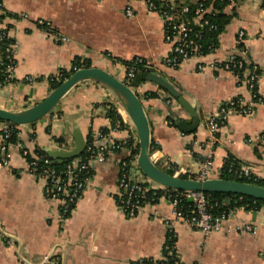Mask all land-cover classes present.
<instances>
[{
  "label": "crops",
  "instance_id": "1",
  "mask_svg": "<svg viewBox=\"0 0 264 264\" xmlns=\"http://www.w3.org/2000/svg\"><path fill=\"white\" fill-rule=\"evenodd\" d=\"M0 2L5 12L20 17L6 18L1 24L10 26L8 36L16 45V83L0 86V109L19 111L34 106L50 92L46 79L60 70L70 71L78 59L133 89L148 123V158L159 170L173 176L178 170L186 173L178 177L195 176L211 155V179L221 178L227 160L264 179V137L259 138L264 134V0H237L236 15L218 35L217 48L177 68L163 62L172 47L165 42L162 19L138 0ZM126 7L133 9L134 16L124 14ZM231 8L225 11L229 13ZM38 20L65 41H56L48 30H41ZM239 31L244 32L241 43L236 41ZM238 53L259 70L255 92L247 87L246 74L240 77L216 66ZM134 58L144 60L150 73L182 93L199 117L196 128L183 132L177 127L179 122L192 126L193 119L156 84L147 80L134 86L127 84L122 63ZM27 76L43 80L27 84L23 82ZM150 93L155 97L148 98L146 94ZM230 100L250 106L253 113L247 116L230 111L212 136L207 121ZM109 108L118 115L123 128H119V121L113 125L107 118ZM168 116L177 121L176 126ZM103 131L105 138L98 141L99 145L129 139L138 144L133 122L116 93L101 82L83 79L50 113L23 127L17 146L8 145L9 164L0 170V264L158 262L164 259V250H169L165 246L169 230L174 238V256L180 264H264V206L231 211L229 223L247 225L248 231L208 235L172 219L166 199L143 205L134 217L124 215L116 205L123 162L132 164V178L158 185L132 172L137 168L138 154L131 156L127 148L110 154L104 162H90L91 175L82 195L70 215L61 219L58 204L43 197L40 183L27 172L20 148L29 152L36 148L70 150L77 134L86 143L89 136Z\"/></svg>",
  "mask_w": 264,
  "mask_h": 264
},
{
  "label": "built area",
  "instance_id": "2",
  "mask_svg": "<svg viewBox=\"0 0 264 264\" xmlns=\"http://www.w3.org/2000/svg\"><path fill=\"white\" fill-rule=\"evenodd\" d=\"M143 2L148 12H155L159 15L164 23V39L165 42L171 45L170 56L164 59L165 66L170 68L179 67L184 61L191 58H200L201 45L198 43L200 35L194 31L196 26H209L211 29L215 28L209 25L208 17L210 9H205L203 3H198L193 11L192 19H184V14L189 12L187 6L178 8L172 0H161V6L157 9L156 3L153 0H138ZM227 7L234 5V0H228ZM124 14L127 17L134 16V11L131 7H126ZM20 18V17H19ZM37 25L41 26V30L46 31L44 26L49 25L42 20L37 21ZM56 41L64 42L65 38L59 36L58 33L47 31ZM244 38V32L239 31L236 41L241 43ZM10 57L14 59L16 51L15 43L10 45L6 50ZM141 62L139 58H136ZM226 71L233 72L234 69H241L242 63L235 62L234 58L230 57L225 62L216 65ZM14 66H8L6 69L7 82L6 85L15 84L16 79L13 77ZM77 69H74L76 71ZM257 69L255 66L247 73L246 71V84L250 91L255 88L258 78L256 74ZM127 80L134 77V69L127 70ZM60 77L59 72L52 75L53 80ZM49 77L46 79L48 83ZM43 79L27 76L23 82L27 84L38 83ZM230 111L237 112L242 115H251L253 113L250 106H245L235 100H230L225 106H222L218 112L212 115L207 121L209 133L214 136L220 126L225 121ZM25 125H13L8 122L0 124V170L7 168L9 164V147L5 148V142L13 132L17 135L21 133ZM263 135L259 138L262 139ZM105 138V134L98 133L93 137L90 143H85L84 151L87 150L90 154V159L85 162L78 157L73 158L63 170H57L50 166L49 161L40 156L35 155L33 159L26 160L29 150L20 148L21 157L26 161V170L33 176L42 187V195L45 199L54 201L58 204L59 216L61 219L67 218L73 210L74 205L82 195L88 181L89 164L95 160L97 162H104L110 154L117 152L120 149L127 148L128 140L124 141H109L108 144L99 145L98 141ZM133 141V140H132ZM136 144L135 140L132 142L131 147ZM17 146V145H15ZM42 163V164H40ZM213 168L212 156L208 155L207 158L201 163L198 173L193 179L203 181L210 178ZM234 174L237 178L256 179L251 173L249 168L239 166L235 168L233 164L229 165V172ZM175 174H186L179 170ZM178 175L176 177H178ZM117 189L119 191L116 199V205L119 210L128 217H134L138 210L145 204L155 203L160 199H166L169 202V211L172 219L181 221L183 224L197 230L203 235L211 233H236L248 231L249 226L230 224V218L233 213L227 215H213L209 201L205 193L201 191H181L178 192L158 185H148L147 182L138 181L130 176L127 172V164L123 162L120 166V174L117 180ZM170 221V220H168ZM169 224V222H167ZM137 264H142L139 261Z\"/></svg>",
  "mask_w": 264,
  "mask_h": 264
},
{
  "label": "trees",
  "instance_id": "3",
  "mask_svg": "<svg viewBox=\"0 0 264 264\" xmlns=\"http://www.w3.org/2000/svg\"><path fill=\"white\" fill-rule=\"evenodd\" d=\"M156 3L157 9L161 6V0H153ZM174 4L181 8L183 6H187L189 9V12L184 14V19H192L193 17V11L195 10L198 3H203V7L206 9H210L208 17L209 25H213L215 28L211 29L209 26H196L194 27V31L200 35V40L198 43L201 45L200 55L205 56L215 50L218 46V40L217 37L220 33H222L225 29V27L229 24L231 19L236 15L235 12V4L237 0H234V5H232V8L230 9L229 13H227L225 10L229 4L228 0H198L196 3L191 2L190 0H174ZM6 18H11L14 20H18L19 16L15 14H9L3 10V7L1 6L0 2V86L5 85L7 82H11L7 80V74L6 69L8 66H14L15 60L10 57V54L6 51L8 47L15 42L13 39H11L8 36V31L10 29L9 25L2 26L1 24ZM39 28L41 26H38ZM44 28L48 31V27L44 26ZM41 29V28H40ZM53 31V30H51ZM234 58L235 62H241L242 68L241 69H234L233 72L238 74L240 77L244 75V72L248 69L250 70L254 66L247 63L244 56L241 55V53H238L237 55L231 56ZM141 62H138L136 58L129 62L122 63L124 66H126V74L127 70L130 68L134 69V77L132 79H129L127 84L129 86H134L138 82H142L144 78L142 77L144 74L148 73V67L146 66V63L144 60L139 58ZM81 68H90V64L88 62L82 63L78 59H76L72 63L71 70L66 72L64 70H60L59 74L60 77L58 80L56 78L53 80L52 76L48 79V85H49V91L56 88L60 83H62L64 80H66L73 72L74 69H81ZM256 74L259 75V70L257 69ZM127 79V76H126ZM127 81V80H126ZM256 91V87L252 89V92ZM148 98L155 97L154 94H146ZM107 118L113 123L116 121H119L118 115L115 113V111L112 108H109L107 110ZM168 119L170 120V123L174 126H176L177 121L174 120L171 116H168ZM2 122L0 121V124ZM119 128H123V124L119 121ZM103 131L102 134H105ZM34 136H30V138H33ZM93 140V137L89 136L87 138L86 143H90ZM57 142H60V139L56 140ZM5 142V148H8V145H16L19 143V136L16 132H13L9 138L4 140ZM127 145V149L130 150L131 156L137 155L139 152L138 144L136 143L134 147H131L132 145V139H129ZM119 151V150H118ZM35 155H40L44 158H46L49 161V164L51 167L57 170H63L65 166L72 161L70 160H55L50 158L42 149L36 148L34 151L29 152L26 156V160H31L34 158ZM81 160H84L87 162L90 159V154L87 150L83 151V153L79 156ZM127 164V172L128 174H131L132 164L129 161H125ZM42 164V163H40ZM233 164L234 167H237V163H235L232 160H227L225 165L223 166V172L221 174V178L225 180H231V181H240L252 185H256L259 187L264 188V179H246V178H237L234 176L231 171L229 172V165ZM91 170L89 168L88 173V179L90 178ZM194 175H182L180 178H193ZM176 192V191H175ZM181 192V191H178ZM207 196V199L209 201V207H211V213L213 215H220V214H229L233 209L236 208H244L245 210H259L262 206H264V200H258L253 199L246 196H239L234 194H228V193H205ZM173 244H174V238L173 233L169 230L167 232V242L166 245L169 249L164 250L163 252V258L161 261L154 262L152 260L144 259L142 260V264H180L175 256L173 251Z\"/></svg>",
  "mask_w": 264,
  "mask_h": 264
},
{
  "label": "water",
  "instance_id": "4",
  "mask_svg": "<svg viewBox=\"0 0 264 264\" xmlns=\"http://www.w3.org/2000/svg\"><path fill=\"white\" fill-rule=\"evenodd\" d=\"M144 80L156 84L159 88L167 92L193 119L192 126H187L179 122L177 127L183 132L192 131L199 124V117L194 108L184 98L181 92L177 90L170 82L153 73H146L142 76ZM91 79L101 82L111 88L121 100L124 108L128 112L131 121L135 127L138 138V156L136 160V170L134 173H141L150 181L175 191H201L203 193H228L239 196H246L253 199L264 200V188L240 182L221 178H208L199 181L193 178H180L167 174L156 168L148 158L149 148V129L147 119L143 110L141 101L134 93L133 89L125 83L118 80L111 74L98 68H81L74 71L66 80L51 90L48 95L32 107L19 111H9L0 109V121L8 122L13 125H28L37 122L45 115L51 112L60 99L67 93L78 81ZM124 97L130 101L128 106ZM85 148V141L80 134L74 138V147L70 150L57 151L54 149L44 150L50 158L55 160H70L80 156Z\"/></svg>",
  "mask_w": 264,
  "mask_h": 264
},
{
  "label": "bare ground",
  "instance_id": "5",
  "mask_svg": "<svg viewBox=\"0 0 264 264\" xmlns=\"http://www.w3.org/2000/svg\"><path fill=\"white\" fill-rule=\"evenodd\" d=\"M124 100H125V102H126V104H127L128 106H130V105H131L130 101H129V100H127V98H126V97H124Z\"/></svg>",
  "mask_w": 264,
  "mask_h": 264
}]
</instances>
